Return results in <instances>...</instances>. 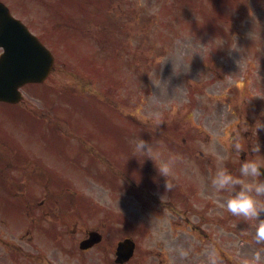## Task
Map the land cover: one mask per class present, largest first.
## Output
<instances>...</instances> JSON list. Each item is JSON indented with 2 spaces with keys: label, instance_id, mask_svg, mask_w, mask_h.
I'll return each mask as SVG.
<instances>
[{
  "label": "rangeland",
  "instance_id": "rangeland-1",
  "mask_svg": "<svg viewBox=\"0 0 264 264\" xmlns=\"http://www.w3.org/2000/svg\"><path fill=\"white\" fill-rule=\"evenodd\" d=\"M46 2L47 0H23L28 15L36 14L45 18L48 13L68 9L67 5L60 4L47 8ZM137 7L139 17L135 37L130 38L132 33L128 28L122 33V40L117 45L122 46L125 41L130 40L131 46L135 47L133 49L116 51L108 49L107 46V52H104L82 43L80 39L84 37L78 32L71 31L69 37L60 36L66 42L65 50L68 51L69 56L63 49H59L62 56L57 66L62 69L60 75L57 76L55 73L43 84L47 93L42 99L43 103L31 99L30 104L43 105L45 108L46 105H51V102L53 105H60L62 109L69 107L72 102L70 100L68 102L60 95H65L68 89L77 91L80 85H76V80L82 84L90 71L106 77L112 90L124 92L120 95L121 99L123 104L126 101L124 105L129 106L133 94L129 93L131 78L133 73H136L134 65L137 64L139 82L137 95L140 108L139 118L133 121L130 117L126 121L125 117L109 103L98 102L97 99H90L84 94H74L70 97L76 103H81V100L86 101L84 107L88 106L93 117L98 116L102 124L101 139L105 140L103 153L108 158L105 160L113 161L106 163L109 172L113 165L122 170H134L142 168L143 166L139 165L142 162L144 166L154 164L152 168L155 169H158V165L168 163L171 167L170 174L177 175L173 178L175 183L177 179L182 182L187 181L185 177L194 181L198 178L195 175L206 172L198 169L199 158L196 157L198 156L196 150L200 142L196 137L212 138L206 143H212L208 146H211L210 151L215 148L218 154L216 168L222 166L224 157L221 156L223 154L219 152L220 145L214 138L245 135L243 122L232 132L227 125L237 117L239 111L243 115V120L245 115L253 117L255 114L248 110L247 103L254 104L264 96V0H137ZM99 10V7L87 8L85 13L91 15ZM102 13L104 15V12ZM130 20L131 15L128 13L127 17L123 18V25H130ZM103 21L98 19L101 24ZM50 24L47 21L43 25ZM217 30L219 31L214 34ZM181 67L184 71L174 72L179 71ZM243 77L247 79L245 88L241 81ZM58 79L59 83H57ZM56 83L59 85L57 96L47 102L46 98ZM96 86V90L102 87ZM233 86H235L234 90ZM30 87L27 86V89H31ZM106 94L109 95L107 86ZM215 95L218 98H213ZM211 97L215 102H209ZM179 108L192 111V122L195 121L198 125L197 132L195 126L179 119ZM233 110L236 114H233ZM4 112L5 114L0 113V140H12L18 156L22 153L35 159L41 157L46 163L50 162L49 168L43 167L55 173L61 181L59 183L75 185L79 191L84 192L82 194L94 196L96 199L93 200L101 202L106 211L108 207L112 210L118 208L123 214L124 224L133 225L135 217L138 216L143 220L141 225L146 226L148 232H164V210L156 208L150 211L152 206L147 209L142 208L122 189L123 184H128L123 182V179H131V177L119 179L118 189L111 190L109 186L115 187L117 181L110 177L108 171L103 172L108 178V184L104 183L106 177L99 181L101 184L97 182V177L88 178L93 170L103 171L93 158H89L86 163L74 161L73 171H82L86 177L73 171L71 175L65 174L66 165H59L55 159L59 157L67 160V154L73 153L76 157L75 149L68 148L67 141L64 140H42L43 135L49 133L48 129L34 131L33 125L29 126L27 121H23L27 116L26 113H18V120L16 116L10 118V110L5 109ZM54 116L52 120H55ZM172 123L178 127L173 129ZM90 128L82 126L79 128L80 133L88 131L87 136L98 137L99 131ZM184 136L187 140L184 141V145L187 148L191 147L189 153L184 156L179 153L176 155L175 151H171L169 143L173 144ZM141 138L149 142L151 151L148 155L152 158L147 155L144 157L143 153L136 150L135 145ZM91 141L96 142V140ZM114 159L119 162L116 163ZM47 173L49 172L42 170L43 175ZM200 179L204 182L206 176H200ZM86 188L91 190L90 194ZM30 191L33 193L30 194ZM70 191L73 192L71 188ZM73 193L78 199L82 197L77 191ZM25 194L31 197V200L43 196L37 183H32L26 188ZM157 195L159 198H165V193ZM112 210H109L110 214H117ZM104 213L108 216L107 212ZM100 219L101 217L97 216L89 218L88 222L90 225H96L102 222ZM27 222L25 220L24 225ZM105 223H107L106 231L112 232L109 226L112 224ZM8 238H12V234H8ZM39 239L43 240L47 237L38 238L37 235L32 246L27 248L39 250L43 248L40 247L43 243ZM47 241L51 244V241L43 240V242ZM34 243L38 247L34 246ZM52 244L55 242L52 241ZM53 252L59 254L58 260L55 261L57 264H62L64 260L68 262L75 260L74 257L61 256L55 249ZM51 258L53 261L54 257Z\"/></svg>",
  "mask_w": 264,
  "mask_h": 264
},
{
  "label": "flooded vegetation",
  "instance_id": "flooded-vegetation-1",
  "mask_svg": "<svg viewBox=\"0 0 264 264\" xmlns=\"http://www.w3.org/2000/svg\"><path fill=\"white\" fill-rule=\"evenodd\" d=\"M13 1H15L14 4L17 9L21 10V0ZM10 12L13 16L19 17V13L15 9L10 8ZM19 18L23 20L21 17ZM35 22V19L30 20V23ZM45 31L41 35L42 37L39 33L40 38L44 39L45 42H43L47 46L54 45L56 43V29L52 27ZM1 52L2 47L0 46V54ZM231 139L228 138V140ZM237 139L233 140L230 145L231 149L239 151L241 159H256L259 156H264V140H261L260 137H255V139L262 145L261 153L251 150L254 135ZM236 141H239L240 145L237 148L235 147ZM195 193L180 194V207L175 209L174 206L170 205L166 209L169 216L166 219L168 225L165 233H145L141 237H139V233H135L133 236L134 250L126 262L119 263L117 261L115 244L109 242L106 243L105 248L100 249L98 264H209L211 255L219 257V264H244L245 260L249 264H264V241L255 239V230L254 227H251V221L234 217L222 207L221 202L218 205L216 194H214L216 191L212 185L204 187L202 194ZM49 214L51 213L43 212L37 220L49 221V223L61 221L62 225L77 220V218L62 217L61 220L59 218L50 219L47 216ZM8 216L9 210L6 203L0 202V224L2 226L11 220ZM234 221L237 223L238 232H235ZM89 228V226L82 228L77 245L83 238L87 237ZM77 230L75 227H67L62 230L63 233L59 234L63 237L64 233L71 234ZM25 236V232H18L19 240L24 241V245H22L20 243L14 244L6 239V233H0V264H57L55 261L58 260L59 254L55 252L51 256L54 257L53 261L43 258L42 254H39L41 257L37 254H28ZM75 245V241L72 245L67 243L66 248L60 250V254L67 256L77 252L79 254V257L76 258L77 261L68 262L64 260L62 264H90L92 258L89 255H91L95 245L87 249L79 248L77 250H75ZM32 251L36 252V250Z\"/></svg>",
  "mask_w": 264,
  "mask_h": 264
},
{
  "label": "clouds",
  "instance_id": "clouds-1",
  "mask_svg": "<svg viewBox=\"0 0 264 264\" xmlns=\"http://www.w3.org/2000/svg\"><path fill=\"white\" fill-rule=\"evenodd\" d=\"M181 71H184L183 67L174 72L179 73ZM251 127L252 132L254 130L251 150L261 153L262 145L255 137L258 136L259 130L264 129V119L257 118ZM135 148L138 152L143 153L144 157L146 155L151 157L148 155L151 151L150 145L145 139L141 138L136 143ZM158 170L168 178L171 173L170 164L158 165ZM238 173L234 174L228 167L220 166L208 177V181L222 198V207L236 217L253 222L255 239L264 241V216H262L264 213V163L254 158L241 159ZM167 186L170 185L167 183ZM209 264H219V257L211 255ZM244 264H249V262L245 260Z\"/></svg>",
  "mask_w": 264,
  "mask_h": 264
},
{
  "label": "water",
  "instance_id": "water-1",
  "mask_svg": "<svg viewBox=\"0 0 264 264\" xmlns=\"http://www.w3.org/2000/svg\"><path fill=\"white\" fill-rule=\"evenodd\" d=\"M27 73H37L38 74H42L44 73V69L46 64H41V62H39V55H35L31 58H27ZM34 75V76H36ZM6 73L3 71H0V77H5ZM34 76H29L25 79H29V78H33ZM25 79L23 81H25ZM19 79L17 80H10V79H1L0 80V99H5V100H11L12 101V97H11V92H8V89L11 87L16 88V86L21 83L17 82ZM8 92V93H6Z\"/></svg>",
  "mask_w": 264,
  "mask_h": 264
}]
</instances>
